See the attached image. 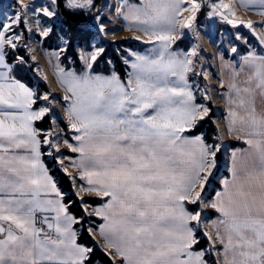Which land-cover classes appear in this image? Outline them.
Segmentation results:
<instances>
[{
  "label": "snow or ice",
  "instance_id": "1",
  "mask_svg": "<svg viewBox=\"0 0 264 264\" xmlns=\"http://www.w3.org/2000/svg\"><path fill=\"white\" fill-rule=\"evenodd\" d=\"M0 264H264V0H0Z\"/></svg>",
  "mask_w": 264,
  "mask_h": 264
},
{
  "label": "rangeland",
  "instance_id": "2",
  "mask_svg": "<svg viewBox=\"0 0 264 264\" xmlns=\"http://www.w3.org/2000/svg\"><path fill=\"white\" fill-rule=\"evenodd\" d=\"M202 18H203V17H202ZM202 18H201V19H202ZM202 20H203V19H202ZM205 26H206L207 28L211 29L212 31H210V34L214 35V29H213L212 25L206 23ZM130 35H131L130 33H127V32H124V31H121V32H119V33L117 34V38L119 39V38H121V37H124V36H130ZM109 39H112V38L109 37ZM201 45H202L203 52H204L205 54H211V53H213V51H214V49H213V45L210 44V43L208 42V40H206V39H202V40H201ZM132 46H133V47H136L137 44L134 42ZM209 63H211V59H210V58H209ZM40 64H41V66L43 67V66H44V61H43V60H40ZM50 78H51V77H50ZM214 82H215L214 80H213V81H209V83H214ZM48 86H49V85H45V87H48ZM51 87H52L54 93H58V89H56V87H55L54 85H51ZM212 107H213L214 111H215L216 109H219V110H220V112H217V113L213 116V118L216 119V117L219 116L220 113H222V111H223L222 101H221V99H220L219 97H217V98L213 101V103H212ZM226 139H227L230 143L233 144V141H232L230 138H226Z\"/></svg>",
  "mask_w": 264,
  "mask_h": 264
},
{
  "label": "crops",
  "instance_id": "3",
  "mask_svg": "<svg viewBox=\"0 0 264 264\" xmlns=\"http://www.w3.org/2000/svg\"><path fill=\"white\" fill-rule=\"evenodd\" d=\"M240 15H243V16L245 17V19L251 18V19H253L254 21H257V20L260 19L259 16L255 15V14H253V13H251V12H248L247 14H245L243 10H241ZM202 19H203V18H202ZM222 105H223V104H222ZM230 139L233 141V143H234L236 146H242V145L239 144V142H236L234 139H232V138H230Z\"/></svg>",
  "mask_w": 264,
  "mask_h": 264
},
{
  "label": "built area",
  "instance_id": "4",
  "mask_svg": "<svg viewBox=\"0 0 264 264\" xmlns=\"http://www.w3.org/2000/svg\"><path fill=\"white\" fill-rule=\"evenodd\" d=\"M217 118V117H216ZM213 119H215V118H213Z\"/></svg>",
  "mask_w": 264,
  "mask_h": 264
},
{
  "label": "trees",
  "instance_id": "5",
  "mask_svg": "<svg viewBox=\"0 0 264 264\" xmlns=\"http://www.w3.org/2000/svg\"><path fill=\"white\" fill-rule=\"evenodd\" d=\"M133 45V44H132ZM234 144V143H233Z\"/></svg>",
  "mask_w": 264,
  "mask_h": 264
}]
</instances>
